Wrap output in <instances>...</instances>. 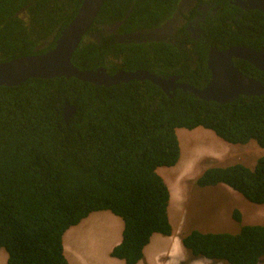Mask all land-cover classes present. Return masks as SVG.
Here are the masks:
<instances>
[{
  "label": "trees",
  "instance_id": "trees-1",
  "mask_svg": "<svg viewBox=\"0 0 264 264\" xmlns=\"http://www.w3.org/2000/svg\"><path fill=\"white\" fill-rule=\"evenodd\" d=\"M81 1L0 0V63L53 48ZM211 1L221 8L205 18L203 37L195 40L182 27L177 43L141 45L120 43L99 28L119 22L115 31L122 35L156 28L174 13L178 0H104L89 31L97 38L88 33L71 62L108 74L147 70L180 76L178 83L202 89L210 80L209 46H264L262 12ZM233 63L264 83V71L243 60ZM65 105L74 109L67 121ZM198 127L229 144L254 140L264 148V95L219 104L180 89L169 98L147 80L105 87L64 77L0 86V250L7 254L6 264H68L62 235L97 211H109L123 223L110 256L137 264L153 234L172 235L170 193L156 169L178 162L176 129ZM195 183L222 184L264 205V156L252 170L241 164L207 168ZM233 218L240 221L236 210ZM180 243L193 257L258 264L264 257V226L242 225L235 234L191 230Z\"/></svg>",
  "mask_w": 264,
  "mask_h": 264
},
{
  "label": "water",
  "instance_id": "water-1",
  "mask_svg": "<svg viewBox=\"0 0 264 264\" xmlns=\"http://www.w3.org/2000/svg\"><path fill=\"white\" fill-rule=\"evenodd\" d=\"M241 9L258 10L264 14V0H232ZM243 1V2H242ZM104 0H82L74 18L60 31L54 47L37 55L21 56L0 63V86H15L27 79H51L64 77L97 86H113L130 81L147 80L161 88L169 97L180 89L194 97L215 101L219 104L230 103L239 96L264 95V84L244 75L233 63V59L243 60L255 69L264 71V46L259 50L245 46H232L219 50L209 46L206 65L210 72L209 82L202 88L178 83V77H162L146 70L116 71L108 74L104 68L80 70L71 62L73 53L81 40L89 33ZM127 16V15H126ZM119 25L115 23L113 28ZM137 35L115 36L118 42L137 40ZM74 109L64 106L63 117L67 121Z\"/></svg>",
  "mask_w": 264,
  "mask_h": 264
},
{
  "label": "rangeland",
  "instance_id": "rangeland-1",
  "mask_svg": "<svg viewBox=\"0 0 264 264\" xmlns=\"http://www.w3.org/2000/svg\"><path fill=\"white\" fill-rule=\"evenodd\" d=\"M175 134L180 148L178 162L173 167H159L156 169L157 174L163 179L164 183L167 182L170 191L167 214L175 235L183 236L191 230L204 233L227 232L235 234L242 225L258 224L264 226V205L252 204L237 192L226 186L224 187V185L200 188L195 183L201 172L210 167L241 164L250 170L254 169L258 159L264 156V148H260L254 140H249L245 144H224L225 142L216 137L210 130L202 127L193 130L176 129ZM186 143L191 144V146H203L210 150L213 155H206L205 149H194L200 153L197 154L194 151L195 154L193 152L190 160L193 159L190 162L188 161L187 171L181 173L183 174L182 182L177 186L175 181L178 176L177 173L180 164L185 161V158L182 161V157L187 154V149L190 147H187ZM199 161L201 165L195 173V170H197L195 163L198 165ZM235 210L240 215L239 222H236L233 218ZM1 253L5 254L4 251ZM170 264L227 263L193 257L187 251L179 261H173ZM258 264H264V257L260 259Z\"/></svg>",
  "mask_w": 264,
  "mask_h": 264
},
{
  "label": "crops",
  "instance_id": "crops-1",
  "mask_svg": "<svg viewBox=\"0 0 264 264\" xmlns=\"http://www.w3.org/2000/svg\"><path fill=\"white\" fill-rule=\"evenodd\" d=\"M122 220L109 211L90 213L62 235L63 254L68 264H125L112 258L110 252L120 243ZM180 235L169 237L153 234L143 248V258L137 264H170L179 261L187 251L180 243ZM0 264H6L7 254L1 253Z\"/></svg>",
  "mask_w": 264,
  "mask_h": 264
},
{
  "label": "flooded vegetation",
  "instance_id": "flooded-vegetation-1",
  "mask_svg": "<svg viewBox=\"0 0 264 264\" xmlns=\"http://www.w3.org/2000/svg\"><path fill=\"white\" fill-rule=\"evenodd\" d=\"M230 4H233L232 0H228ZM243 2V1H242ZM234 5V4H233ZM235 6V5H234ZM221 6L219 4H214L210 0H201L197 2L196 0H178L176 5V10L171 13L169 18L163 20V22L156 28L147 29L142 32H135L130 35H137V40L132 39L131 41L123 42H134L138 44L150 43H177L180 34L182 32V27L189 34V36L195 40H198L201 36H204L202 25L207 16H214L220 10ZM239 9V7H237ZM241 9V8H240ZM242 11H248L249 9H241ZM251 10V9H250ZM103 35H112L114 38L116 31L111 26H102L99 28ZM89 37L97 38L96 32H90ZM120 42V43H123ZM46 44V43H45ZM120 71V70H118ZM123 71V70H122ZM136 71V70H134ZM138 71V70H137ZM147 71V70H146ZM154 73V72H153ZM174 76V75H173ZM170 77V76H162ZM178 77V76H174ZM180 76L178 77V79Z\"/></svg>",
  "mask_w": 264,
  "mask_h": 264
},
{
  "label": "bare ground",
  "instance_id": "bare-ground-1",
  "mask_svg": "<svg viewBox=\"0 0 264 264\" xmlns=\"http://www.w3.org/2000/svg\"><path fill=\"white\" fill-rule=\"evenodd\" d=\"M237 67V66H236ZM203 134V133H202ZM210 135V134H209ZM208 135V136H209ZM207 137V136H206ZM212 137V136H211ZM197 142V141H196ZM199 143V142H198ZM197 143V144H198ZM221 144V143H220ZM186 145H187V147L188 146H190L188 149H187V154L184 156V157H182V161H183V159L185 158V161H183L182 162V164H180V168H179V170H178V176L176 177V183H177V186L178 185H180L181 184V180H182V178H183V174H181L182 172H184V171H187V167H188V165H189V163H188V161L190 162L191 160H190V158L192 157V155H193V152L195 151V150H197L198 148L199 149H205V153H207L206 155H213L212 154V152L210 151V150H207L205 147H203V146H200L199 144V146H195V145H192L191 146V144H189V143H186ZM197 148V149H196ZM195 149V150H194ZM196 152V151H195ZM194 152V153H195ZM197 154L198 153H200V152H196ZM195 153V154H196ZM197 157V156H196ZM195 159V158H194ZM203 160V159H202ZM201 161V160H200ZM200 161H199V164L197 165V163H195L196 164V166H197V170H195V173H197V171H198V169H199V167H200V165H201V163H200ZM188 163V164H187ZM206 164V163H205ZM195 167V166H194ZM195 169H196V167H195ZM189 170V169H188ZM200 171V170H199ZM189 172H190V170H189ZM186 173H188V172H186ZM192 175H193V173H192ZM191 176V175H190ZM167 183V182H166ZM176 186V187H177ZM177 189H178V187H177ZM169 193H170V191H169Z\"/></svg>",
  "mask_w": 264,
  "mask_h": 264
},
{
  "label": "clouds",
  "instance_id": "clouds-1",
  "mask_svg": "<svg viewBox=\"0 0 264 264\" xmlns=\"http://www.w3.org/2000/svg\"><path fill=\"white\" fill-rule=\"evenodd\" d=\"M236 6V5H235ZM238 7V6H237ZM259 50V49H258ZM247 77H249V76H247ZM252 78V77H251ZM254 79V78H253ZM256 80V79H255ZM256 81H258V80H256ZM259 82H261V81H259ZM261 83H263V82H261ZM264 84V83H263ZM224 144H226V142L224 143ZM229 144V143H228ZM202 173V172H201ZM197 179V178H196ZM220 185H222V184H220ZM217 186V185H216ZM224 187H225V185H224ZM227 187V186H226ZM227 188H229V187H227ZM230 189V188H229ZM232 190V189H231ZM233 191V190H232ZM240 195V194H239ZM169 198H170V196H169Z\"/></svg>",
  "mask_w": 264,
  "mask_h": 264
}]
</instances>
